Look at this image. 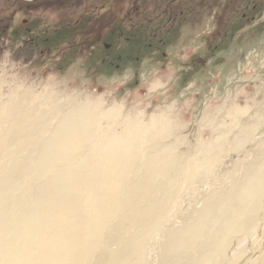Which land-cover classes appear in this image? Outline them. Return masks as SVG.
<instances>
[{"label": "rangeland", "instance_id": "rangeland-1", "mask_svg": "<svg viewBox=\"0 0 264 264\" xmlns=\"http://www.w3.org/2000/svg\"><path fill=\"white\" fill-rule=\"evenodd\" d=\"M110 5L111 0H0V115L6 116L3 107L10 99L27 95V108L44 110L70 98L87 108L88 119L101 117L109 134L120 133L127 122L140 124L145 135L138 152L164 151L168 162L162 172L158 164L151 174L126 176L141 195L135 209H124L121 230L113 235L134 234L142 225V254L121 264H160L166 242H156V229L167 230L173 216L197 217L214 198L233 197L238 204L242 196L226 188L264 152V0H118L115 21L110 26L105 21L97 44L84 52L67 50L71 42L95 38L97 16ZM83 29L86 36H75ZM190 159L189 183L175 181V166ZM169 188L175 192L172 207L143 224L150 207L167 201ZM260 211L228 232L215 254L199 255L190 264H264ZM103 232L84 264H95L106 248L110 233Z\"/></svg>", "mask_w": 264, "mask_h": 264}, {"label": "bare ground", "instance_id": "bare-ground-1", "mask_svg": "<svg viewBox=\"0 0 264 264\" xmlns=\"http://www.w3.org/2000/svg\"><path fill=\"white\" fill-rule=\"evenodd\" d=\"M26 105L27 95L10 99L3 107L6 116L2 119L0 115V264H84L103 231L110 235L105 239L106 248L97 253L95 264H121L124 258L139 255L142 225L134 234L113 235L121 230L118 223L124 209H135L141 195L126 176L138 177L144 170L150 173L158 164L162 172L168 162L164 151L142 155L138 149L145 131L140 124L125 122L120 133L109 134V127L102 128L101 117L88 119L87 108L70 98L64 105L47 106L45 110ZM23 116L26 124L19 122ZM40 120L43 124L37 128ZM191 159L175 166V181L187 182L188 172L193 169ZM238 180L235 186L226 188L232 196L239 192L242 199L238 204L232 202L233 197L214 198L197 217L190 212L173 216L166 220L169 229H156V242H166L161 248L166 250V258L162 256L160 264H190L199 255L205 258L228 232L238 229L246 216L259 209L264 212V152L244 168ZM174 193L166 194L165 203L150 207L144 215L150 216L143 224L151 221L153 214L169 208ZM174 219L180 221L178 227L173 225Z\"/></svg>", "mask_w": 264, "mask_h": 264}, {"label": "trees", "instance_id": "trees-1", "mask_svg": "<svg viewBox=\"0 0 264 264\" xmlns=\"http://www.w3.org/2000/svg\"><path fill=\"white\" fill-rule=\"evenodd\" d=\"M116 1H118V0H111L110 7H108L106 10H102L103 12H101L100 14H98L99 16H97L98 18H97V21H96L95 38H92V40L90 41V43H88L89 42L88 40H83V42H80V43H73V42H71L72 44H70L68 46L67 50H75V49H78V50L84 52L85 50H87L88 47H92L95 44H97V42L100 40V37L102 36V32H103V29L105 27V21H108V24L107 25H109V26L112 25L114 23V21H115L114 16H113V12H116L115 11L116 8H115V5H114V3ZM120 1H123L124 2V1H127V0H120ZM99 24H101V25H99ZM81 32L80 33L77 32L75 36H78L79 34L81 36H86V35H84V32H86V30H84L83 33H81ZM66 41H68V39ZM215 46H216V44L213 45V47L211 49L214 50L215 49ZM212 50H210V55H212V53H213Z\"/></svg>", "mask_w": 264, "mask_h": 264}]
</instances>
